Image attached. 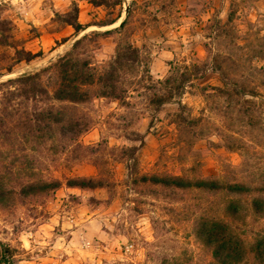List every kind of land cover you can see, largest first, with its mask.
<instances>
[{"label":"rangeland","instance_id":"rangeland-1","mask_svg":"<svg viewBox=\"0 0 264 264\" xmlns=\"http://www.w3.org/2000/svg\"><path fill=\"white\" fill-rule=\"evenodd\" d=\"M82 36L64 79L57 59ZM0 41V244L11 261L216 264L198 236L215 217L242 241L240 264H255L264 0H129L126 15L124 0H0ZM107 71L112 82L97 83ZM87 75L84 101L55 99ZM83 179L90 188L74 187Z\"/></svg>","mask_w":264,"mask_h":264},{"label":"trees","instance_id":"trees-1","mask_svg":"<svg viewBox=\"0 0 264 264\" xmlns=\"http://www.w3.org/2000/svg\"><path fill=\"white\" fill-rule=\"evenodd\" d=\"M67 24L70 25L73 30L74 34L78 35L81 31L85 30V26H81L76 18L66 20ZM124 22H121L119 27L121 28L123 26ZM86 38V36H82L81 39H78L74 42L72 45L71 49L65 52L62 56L58 57L57 63L58 67L62 69L66 65L69 64L71 56V51L77 49V47L81 44V42ZM0 43H2L0 41ZM131 50V51H130ZM126 52H131V54H134V51L130 49L129 47L126 48ZM31 58L27 59V61H30ZM52 67H48L46 70L51 69ZM45 71V70H44ZM72 71V72H71ZM71 73L72 76H75L76 71L74 69H70L69 67L65 68L64 73V79L67 77L68 73ZM38 73H34V75L30 78H37ZM104 79L107 82H112L113 74L111 71H107L104 75H98L96 80L97 83H100ZM29 78V79H30ZM74 79V78H73ZM71 80V83H76L75 86H72L70 89L66 83L62 85L63 90H59L58 94H56L55 99L56 100H66L70 102H82L84 101V95H86L83 91L79 90L78 87L81 86H92L95 84V78L90 77L87 75V79L81 80V82H78L79 80ZM77 81V82H76ZM65 82V81H64ZM65 89V90H64ZM66 89L70 91V93L66 92ZM110 89H113V85L110 86ZM214 91L218 95H231V93L226 92L225 88H219V89H214ZM113 91L106 93V96L111 95ZM251 93V92H249ZM90 181L83 179L81 184H73L74 187H79V188H85V187H91L88 185ZM164 184L163 182H160ZM179 185V184H178ZM196 188H207L210 190H220L223 189L227 191L230 194L233 195H240L242 193H257L258 191H261V188L258 186V184L254 183H249L248 185H243L239 183H233L225 186H216L215 184H211L208 186L204 184L203 181L197 180L194 183ZM179 188H183V184L181 183ZM258 199L255 197L252 199V204L251 207L253 209L254 213H258ZM234 206L230 205L229 209L231 210L230 213L232 216L235 215V210L233 209ZM199 239H202L205 247L212 248V254L213 258L215 259L216 264H240L242 260V255H241V243L242 241L239 239V236L236 232L235 229L229 228L226 225V222L222 219L219 218H212L209 221L208 228H206L203 225H200V232H198ZM254 254V262L255 264H264V239L258 240L254 246L251 249ZM236 255V256H234ZM241 256V257H240ZM13 257V250L9 248L8 246H5L3 244H0V260L5 263V264H17L11 261L10 259Z\"/></svg>","mask_w":264,"mask_h":264},{"label":"water","instance_id":"water-1","mask_svg":"<svg viewBox=\"0 0 264 264\" xmlns=\"http://www.w3.org/2000/svg\"><path fill=\"white\" fill-rule=\"evenodd\" d=\"M128 10H129V0H124V14L125 15L128 13ZM48 62H50V60H48Z\"/></svg>","mask_w":264,"mask_h":264}]
</instances>
